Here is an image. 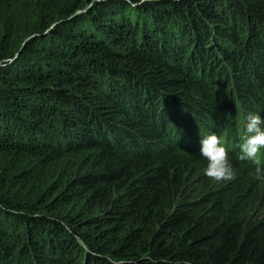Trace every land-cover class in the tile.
Segmentation results:
<instances>
[{
  "label": "trees",
  "instance_id": "obj_1",
  "mask_svg": "<svg viewBox=\"0 0 264 264\" xmlns=\"http://www.w3.org/2000/svg\"><path fill=\"white\" fill-rule=\"evenodd\" d=\"M248 113L264 0H0V264H264Z\"/></svg>",
  "mask_w": 264,
  "mask_h": 264
},
{
  "label": "clouds",
  "instance_id": "obj_2",
  "mask_svg": "<svg viewBox=\"0 0 264 264\" xmlns=\"http://www.w3.org/2000/svg\"><path fill=\"white\" fill-rule=\"evenodd\" d=\"M264 118L256 113H248L245 116L244 136L240 148V160H248L255 164L251 173L257 180L264 181V166L257 159V154L264 148ZM200 155L207 161L204 174L210 179L230 181L235 179V171L229 160V154L224 147L221 137L216 133L202 136L199 140Z\"/></svg>",
  "mask_w": 264,
  "mask_h": 264
}]
</instances>
